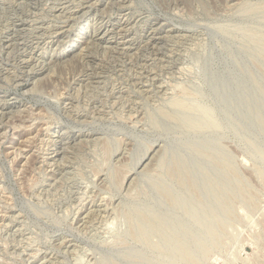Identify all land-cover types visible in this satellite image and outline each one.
Listing matches in <instances>:
<instances>
[{"label": "rangeland", "instance_id": "1", "mask_svg": "<svg viewBox=\"0 0 264 264\" xmlns=\"http://www.w3.org/2000/svg\"><path fill=\"white\" fill-rule=\"evenodd\" d=\"M0 264H264V0H0Z\"/></svg>", "mask_w": 264, "mask_h": 264}, {"label": "bare ground", "instance_id": "2", "mask_svg": "<svg viewBox=\"0 0 264 264\" xmlns=\"http://www.w3.org/2000/svg\"><path fill=\"white\" fill-rule=\"evenodd\" d=\"M180 103V102H179ZM175 106V105H174ZM181 107V106H180ZM184 109V108H183ZM197 121V120H196ZM185 122H186V120H185ZM187 252V251H186ZM186 257V256H185ZM183 258V257H182ZM188 258V257H187Z\"/></svg>", "mask_w": 264, "mask_h": 264}]
</instances>
